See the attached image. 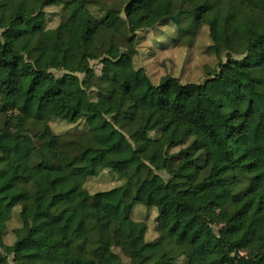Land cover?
Returning a JSON list of instances; mask_svg holds the SVG:
<instances>
[{
    "label": "trees",
    "instance_id": "obj_1",
    "mask_svg": "<svg viewBox=\"0 0 264 264\" xmlns=\"http://www.w3.org/2000/svg\"><path fill=\"white\" fill-rule=\"evenodd\" d=\"M99 2L0 0V264H264V0ZM169 24L190 42L208 28L205 82L135 66L139 32ZM55 119L77 128L57 135ZM105 171L121 186L89 194ZM137 205L156 210L153 241Z\"/></svg>",
    "mask_w": 264,
    "mask_h": 264
},
{
    "label": "rangeland",
    "instance_id": "obj_2",
    "mask_svg": "<svg viewBox=\"0 0 264 264\" xmlns=\"http://www.w3.org/2000/svg\"><path fill=\"white\" fill-rule=\"evenodd\" d=\"M118 0H100L96 5V11L102 5L103 9L118 5ZM47 16L44 22L49 29L56 28L61 22V7H48L45 9ZM33 24H42L43 20L35 16L33 17ZM176 27L172 24L166 26H158L152 30H146L139 32V45L138 54L135 57V66L137 68H143L152 82L157 84L163 77L171 75L179 78L183 83H202L208 78L207 73L213 71L218 67L220 59L207 52V48L211 45V39L209 36L208 28L201 29L198 36L192 41L187 39H180ZM63 45L70 47L77 51L79 42V33L70 28L65 38L63 39ZM222 60L225 61L223 56ZM100 75L101 65L98 61H93L91 64ZM212 88L224 89L222 83L212 84L209 86ZM116 101V104L118 103ZM29 117L32 116L34 109L33 106L27 107ZM77 125H71L66 121L59 119L53 120L51 127L55 134L61 135L66 132L74 131ZM257 146H264V134L255 135L254 139ZM180 151V148L172 150L173 153ZM11 173H28L27 165L19 158H13L11 163ZM121 177L117 174L109 173L105 171L98 177H91L86 183V191L89 194H95L97 192L108 191L113 188L120 187L123 183ZM157 213L155 209H147L142 205H137L133 212V219L135 221L146 222L149 231L147 234V240L153 241L158 237L157 233ZM7 233L4 241L7 245H13L16 236L14 231L21 227V219L19 216V208H17L11 220L7 224ZM258 235L264 238V215L256 221L255 227ZM12 262V257H10Z\"/></svg>",
    "mask_w": 264,
    "mask_h": 264
}]
</instances>
